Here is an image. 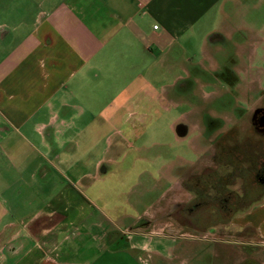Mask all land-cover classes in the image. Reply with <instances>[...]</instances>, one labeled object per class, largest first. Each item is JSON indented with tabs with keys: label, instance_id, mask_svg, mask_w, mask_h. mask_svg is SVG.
Returning a JSON list of instances; mask_svg holds the SVG:
<instances>
[{
	"label": "crops",
	"instance_id": "obj_1",
	"mask_svg": "<svg viewBox=\"0 0 264 264\" xmlns=\"http://www.w3.org/2000/svg\"><path fill=\"white\" fill-rule=\"evenodd\" d=\"M249 1L253 14L264 6V0H0V264H100L114 240L111 196L123 194L119 182L151 176L135 156L140 169L122 178L120 160L128 150L142 151L140 137L124 138L122 131L141 125L130 120L164 90L158 80L191 61L185 50L198 48L210 64L226 40L243 52L234 37L254 28L240 20ZM171 78L170 86L180 79ZM177 120L187 123L176 137L192 135L194 160L179 158L155 171L154 186L171 198L179 171L208 158L217 138L184 113ZM229 226L253 232L241 245L264 246V199Z\"/></svg>",
	"mask_w": 264,
	"mask_h": 264
},
{
	"label": "rangeland",
	"instance_id": "obj_2",
	"mask_svg": "<svg viewBox=\"0 0 264 264\" xmlns=\"http://www.w3.org/2000/svg\"><path fill=\"white\" fill-rule=\"evenodd\" d=\"M245 5L247 10L240 20L254 28L234 37V43L243 52L236 54L232 42L226 40L221 43L223 49L213 54L215 63L210 64L200 58L198 48L185 50V57L191 61L177 68L173 75L158 80L157 85L164 90L158 91V97L143 108V113L133 115L130 120L141 125L135 130L122 131L126 133L124 138L140 137L138 148L142 150L138 154L128 150L120 160L118 169L122 178L140 169V163L134 164L135 156L143 157V171L151 176L143 174L140 184L132 175L119 182L122 186L118 191L123 194L111 196L114 240L108 244V253L101 256L100 264H264L263 245L254 241L240 244L242 237H252L250 229L236 232L229 226L230 222L205 228V223L198 224L196 219L208 221L210 214H194L191 207L186 210L194 200V193L186 188L190 177L202 174L205 169L219 175L232 172L231 167L217 164L220 155L217 141L239 160L247 155L262 157L264 161V125L253 122L256 110L262 112L259 116H264V6L253 14L251 1ZM173 76L180 79L170 86ZM183 113L189 122L196 120L204 124L205 133L212 139L217 138L206 155L208 158L194 168L179 171V184L173 190L176 195L171 198V194L162 193L160 186H154L155 171L179 158L194 160L189 146L192 135L176 137L178 128L187 124L177 120ZM225 125L227 130H223ZM248 147L254 150L248 151ZM259 179L264 182V172ZM211 188L206 189L209 195L215 193ZM227 188L238 193L241 181L236 179ZM139 191L143 193L140 195ZM169 198L171 205H167ZM136 200L140 202L135 204ZM106 228L108 225L104 224L101 229Z\"/></svg>",
	"mask_w": 264,
	"mask_h": 264
},
{
	"label": "trees",
	"instance_id": "obj_3",
	"mask_svg": "<svg viewBox=\"0 0 264 264\" xmlns=\"http://www.w3.org/2000/svg\"><path fill=\"white\" fill-rule=\"evenodd\" d=\"M216 146L220 154L217 164L231 167L232 172L219 175L216 171L205 169L202 174L190 177V183L186 184L187 190L194 193V200L186 210L188 212V208L191 207L194 214H210L208 221L201 220L200 217L196 219L198 224L205 223V228L212 227L218 222L229 223L235 216L247 212L264 199V182L259 179L264 172L263 158L243 155L239 160L223 143L217 141ZM253 150L248 147V151ZM246 164L248 166H245ZM236 179L241 181L238 193L227 188L232 186ZM208 187H212L215 193L209 195L206 192Z\"/></svg>",
	"mask_w": 264,
	"mask_h": 264
},
{
	"label": "flooded vegetation",
	"instance_id": "obj_4",
	"mask_svg": "<svg viewBox=\"0 0 264 264\" xmlns=\"http://www.w3.org/2000/svg\"><path fill=\"white\" fill-rule=\"evenodd\" d=\"M260 114H262L261 111L259 110H256L255 111V115L253 117V122L256 124V125H264V116H259Z\"/></svg>",
	"mask_w": 264,
	"mask_h": 264
},
{
	"label": "built area",
	"instance_id": "obj_5",
	"mask_svg": "<svg viewBox=\"0 0 264 264\" xmlns=\"http://www.w3.org/2000/svg\"><path fill=\"white\" fill-rule=\"evenodd\" d=\"M153 28L156 29V26H154Z\"/></svg>",
	"mask_w": 264,
	"mask_h": 264
}]
</instances>
